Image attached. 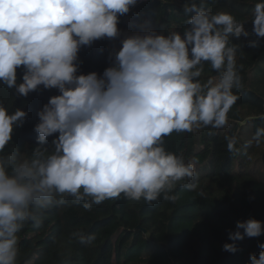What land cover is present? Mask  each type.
I'll list each match as a JSON object with an SVG mask.
<instances>
[{"label": "clouds", "instance_id": "1", "mask_svg": "<svg viewBox=\"0 0 264 264\" xmlns=\"http://www.w3.org/2000/svg\"><path fill=\"white\" fill-rule=\"evenodd\" d=\"M138 2L0 0V84L23 97L41 87L59 93L38 111L33 129L39 145L54 137L52 150L37 146L30 155L5 151L27 113L0 103V264H17L25 226H39L42 214L68 197L89 210L121 195L175 202L178 185L196 189L188 182L195 163L167 151L164 138L228 124L238 99L233 90L242 86L233 41L249 37L247 22L213 13L207 0H188L183 33L149 29L127 36L111 66L80 73L81 48L119 37L120 17ZM251 24L257 39L264 38V0L255 4ZM247 46L256 47L257 40ZM205 63L218 73L206 82L200 79ZM226 139L228 151H237L236 138ZM253 140L264 144V128ZM261 235L264 221H237L229 233L233 242L222 250L236 253V241ZM74 236L80 243L94 240L82 232ZM259 247L248 264H264V243Z\"/></svg>", "mask_w": 264, "mask_h": 264}, {"label": "trees", "instance_id": "2", "mask_svg": "<svg viewBox=\"0 0 264 264\" xmlns=\"http://www.w3.org/2000/svg\"><path fill=\"white\" fill-rule=\"evenodd\" d=\"M187 2L139 0L120 17L119 37L81 48L79 72L102 73L127 36L149 29L183 33L188 27L189 16L183 11ZM257 2L207 0L213 13L229 12L246 21L250 35L233 41L239 44L242 86L233 90L238 99L228 114V124L221 129L173 132L164 138L167 151L195 163L196 176L188 182H195L196 189L178 185L175 202L161 196L147 203L121 195L93 204L89 210L68 197L64 205L46 210L39 226L32 222L25 226L19 234L17 264H248L250 253L258 255L264 235L236 241V253L222 250L225 243L233 242L229 233L237 221H264V144L257 147L253 140L257 129L264 128V38L257 39L251 24ZM249 40H257V46H247ZM21 74L18 69V82ZM217 76L205 63L200 79L206 82ZM58 94L56 89L41 87L23 97L0 84V103L10 112L19 108L27 113L22 126L14 128L6 152L15 149L30 155L37 146L52 150L54 137L39 145L33 129L39 122L38 111ZM231 137L236 138L237 151H228L226 138ZM81 232L94 240L80 243L74 234Z\"/></svg>", "mask_w": 264, "mask_h": 264}, {"label": "built area", "instance_id": "3", "mask_svg": "<svg viewBox=\"0 0 264 264\" xmlns=\"http://www.w3.org/2000/svg\"><path fill=\"white\" fill-rule=\"evenodd\" d=\"M171 264H180L179 262H172Z\"/></svg>", "mask_w": 264, "mask_h": 264}]
</instances>
